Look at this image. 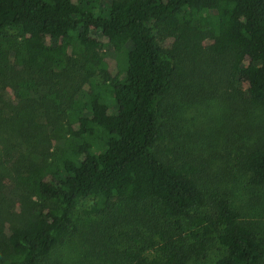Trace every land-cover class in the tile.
<instances>
[{
    "label": "trees",
    "instance_id": "16d2710c",
    "mask_svg": "<svg viewBox=\"0 0 264 264\" xmlns=\"http://www.w3.org/2000/svg\"><path fill=\"white\" fill-rule=\"evenodd\" d=\"M99 1L0 0V82L17 99L5 120L48 118L16 162L34 198L0 214V264H50L79 231L85 199L103 219L82 231L97 264H148L140 227L159 236L161 264L203 256L213 234L224 249L216 264H264V236L193 160L169 156L164 128L179 56L212 57L234 107H264V0H111L101 13ZM99 35L119 55L115 75ZM234 160L264 189L263 140L248 139Z\"/></svg>",
    "mask_w": 264,
    "mask_h": 264
},
{
    "label": "rangeland",
    "instance_id": "374dc122",
    "mask_svg": "<svg viewBox=\"0 0 264 264\" xmlns=\"http://www.w3.org/2000/svg\"><path fill=\"white\" fill-rule=\"evenodd\" d=\"M110 1H99L97 6L100 13ZM99 40L102 45L100 51L115 75L119 55L102 35H99ZM173 43L171 38L161 39L167 54L173 53ZM176 62V86L164 110L169 156L193 160L201 168L208 187L227 193L245 218L254 223L264 236V189L251 186L248 175L239 171L234 160L235 151L248 139L264 141V107L253 106L250 113L243 108L234 107L226 98L224 85L218 83L219 74L215 72L220 69L215 68L216 61L212 57L194 63L179 56ZM111 96L114 97V93ZM8 103L16 105L14 91L9 84L0 82V214L8 213L10 218L14 213L17 214L23 202L27 203L34 198L33 187L22 176V171L19 170L22 167H16V162L28 153L30 145L36 143L42 134L40 128L48 118L38 115L23 128L13 127L5 120L13 112L6 106ZM91 204L92 201L88 199L79 203L73 214L79 231L55 249L50 264H78L82 260L86 264L97 262L90 252V259L84 256L87 245L82 231H90L103 220L99 216L86 213ZM3 217L0 221L1 228L8 225ZM140 229L147 231L143 234L148 241L144 239L141 247L148 264H161L164 257L159 236L155 235L153 229ZM149 240L154 241V245ZM122 243L127 242L121 240ZM223 250L217 235H210L203 256H194L187 264H216Z\"/></svg>",
    "mask_w": 264,
    "mask_h": 264
}]
</instances>
